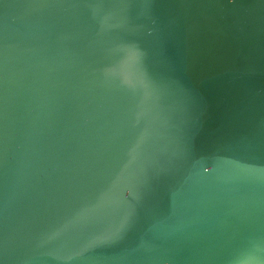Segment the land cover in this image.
<instances>
[{
    "label": "water",
    "instance_id": "95a60500",
    "mask_svg": "<svg viewBox=\"0 0 264 264\" xmlns=\"http://www.w3.org/2000/svg\"><path fill=\"white\" fill-rule=\"evenodd\" d=\"M0 264H264V0H0Z\"/></svg>",
    "mask_w": 264,
    "mask_h": 264
}]
</instances>
